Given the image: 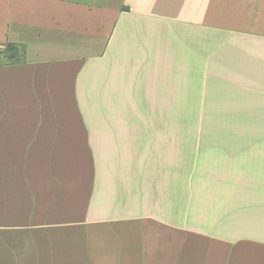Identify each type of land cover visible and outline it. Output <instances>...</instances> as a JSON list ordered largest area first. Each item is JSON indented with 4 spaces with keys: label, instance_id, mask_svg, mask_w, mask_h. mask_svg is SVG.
<instances>
[{
    "label": "crops",
    "instance_id": "0c3cea01",
    "mask_svg": "<svg viewBox=\"0 0 264 264\" xmlns=\"http://www.w3.org/2000/svg\"><path fill=\"white\" fill-rule=\"evenodd\" d=\"M7 43L0 264H264V0H0Z\"/></svg>",
    "mask_w": 264,
    "mask_h": 264
},
{
    "label": "trees",
    "instance_id": "16d2710c",
    "mask_svg": "<svg viewBox=\"0 0 264 264\" xmlns=\"http://www.w3.org/2000/svg\"><path fill=\"white\" fill-rule=\"evenodd\" d=\"M18 49H21V51H17ZM23 53H24V47L19 46L18 44L15 43H7L0 48V56L2 57L4 56L8 58L7 59L8 61L19 60V58L21 59L20 55L22 56Z\"/></svg>",
    "mask_w": 264,
    "mask_h": 264
}]
</instances>
